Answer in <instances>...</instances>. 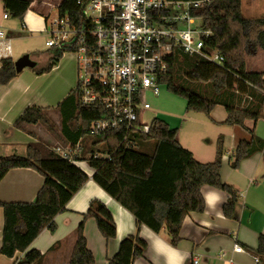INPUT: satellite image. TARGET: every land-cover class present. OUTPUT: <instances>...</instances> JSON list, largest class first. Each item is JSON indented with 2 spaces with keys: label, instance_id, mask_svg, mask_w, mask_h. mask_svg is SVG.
Instances as JSON below:
<instances>
[{
  "label": "trees",
  "instance_id": "obj_1",
  "mask_svg": "<svg viewBox=\"0 0 264 264\" xmlns=\"http://www.w3.org/2000/svg\"><path fill=\"white\" fill-rule=\"evenodd\" d=\"M1 1L4 12L21 22L34 2ZM241 7L242 0H211L193 11L194 16L201 18L203 28L212 32L211 38L206 39V46L222 54L225 59L222 65L176 53L169 60L167 75L160 81L169 93L186 102L187 111L209 117L216 106H223L227 113L224 123L246 129L247 121L256 123L263 116L264 73L247 70L245 48L248 42L264 37V18L246 20ZM57 9L60 18H68L78 28L85 24L76 0H62ZM74 51L75 48L68 44L50 48L47 65L40 69L36 66L33 72L37 75L49 73L66 52ZM16 76L15 61L1 59L0 86L9 84ZM80 96L77 86L57 106L62 117L59 136L63 145L83 141L89 136L93 122L107 113L101 105L82 107ZM39 123H48L45 109L29 108L16 121L15 127L25 131L28 126ZM50 129L57 134L54 128ZM248 131L251 140L241 141L230 157L234 170L244 159L264 153V140L258 138L254 130ZM125 135L126 130L120 128L96 136V143L104 144L110 158L90 156L86 161L94 170L93 180L135 217L138 227L145 225L156 234L165 230L170 244L176 246L181 240L185 218L205 209L203 186H211L228 195L223 212L226 218H233L238 197L221 179L223 136L218 138L214 161L200 163L179 144L177 130L161 119H154L146 133H133L123 143ZM149 142H153L151 147ZM53 148L38 141L28 145L24 157L0 158V181L8 171L16 168L33 169L44 177L35 202L0 201V215L2 213L4 218L0 255L12 259L17 253H23L17 264H43L44 255L31 249L32 243L46 228L55 231V217L66 210L67 203L89 179L76 164L56 155ZM90 218L95 220L107 242L116 237L117 227L111 212L103 203L92 201L77 227L69 264H95L83 232L85 220ZM146 248V241L138 233L128 236L107 264H133L136 258L143 256ZM252 253L259 264H264L263 234Z\"/></svg>",
  "mask_w": 264,
  "mask_h": 264
},
{
  "label": "crops",
  "instance_id": "obj_2",
  "mask_svg": "<svg viewBox=\"0 0 264 264\" xmlns=\"http://www.w3.org/2000/svg\"><path fill=\"white\" fill-rule=\"evenodd\" d=\"M61 1L53 5L57 8ZM48 2L49 0H34L18 29L12 25L13 19L10 17L4 19L6 13L0 0V26L7 35L5 43L1 46L5 56L0 60L12 58L16 61L29 54L24 50L15 52L13 39L20 34H42L44 31L48 35V31L52 29V26L49 29L52 9ZM262 3L264 0H246L249 7L247 14L250 16L246 20H253L252 14L263 10ZM9 21L10 25L7 24ZM20 39L25 40L26 37H20L18 40ZM8 43L11 47L10 53L4 51ZM249 48L255 53L251 55L247 53V67L252 69L250 71L256 69L257 72L264 73V37L256 42H250ZM48 53L49 48L44 54V64L46 59L48 61ZM38 58L40 59L33 60L36 63L37 60L42 61L41 56ZM58 69L60 61L49 73L42 75H37L33 69L30 71L24 69L9 84L0 86V158L24 157L30 143L42 142L43 133L37 130L38 125L28 126L22 131L15 127V123L29 108L45 109L46 114L58 110V104L77 87L74 67L68 69V75L63 76L59 83L53 84L56 81L53 79L55 75L52 74ZM155 100L152 99L153 107ZM172 113L178 118L172 117L163 121L171 129L177 130L179 144L190 151L200 163L214 161L218 138L223 136L225 145L221 179L233 188L238 197L233 218H226L223 212L228 195L211 186H203L201 192L205 200L204 211L191 213L185 218L180 231L181 240L176 246H172L165 230L156 234L145 225L138 227L135 217L93 180L94 170L86 160L94 153H105L106 148L104 144H97L95 137L83 139V160L79 161L77 166L89 179L67 203L66 210L55 217V231L51 232L46 228L32 243L31 249L38 250L44 255L43 264H69L76 242L77 227L94 200L108 208L117 227L116 237L107 242L100 234L95 220L91 218L85 220L84 237L87 248L95 257V264H107L108 259L117 253L121 241L137 233L146 241L147 248L143 256L136 258L133 264H194V260L198 261L197 264H259L256 263L257 257L252 251L258 248L259 236L264 235V153H256L244 159L236 170L230 166V157L241 141L251 140L248 130H254L255 135L264 140V104L263 116L256 123L247 121L246 129L226 125L224 122L227 113L223 106H216L207 117L187 111L185 102L182 107L175 105ZM183 132L186 133L181 137ZM43 184L44 177L33 169H12L0 181V201L33 203ZM3 224L4 218L1 213L0 248ZM235 244L241 246L244 252H235ZM23 256V253H17L10 259L0 255V264H17Z\"/></svg>",
  "mask_w": 264,
  "mask_h": 264
},
{
  "label": "built area",
  "instance_id": "obj_3",
  "mask_svg": "<svg viewBox=\"0 0 264 264\" xmlns=\"http://www.w3.org/2000/svg\"><path fill=\"white\" fill-rule=\"evenodd\" d=\"M211 0H76L85 24L77 27L68 18L52 21L45 42L47 48L65 44L75 48L82 107L101 105L107 111L93 122L89 136L107 130L124 128L123 143L133 133H146L144 114L153 108L161 78L169 70L174 54L198 56L222 65L224 57L207 48L206 39L213 35L203 28L202 20L193 11ZM4 14V19H8ZM6 33L0 26V58ZM10 45L5 52L10 53ZM82 140L75 145H57L53 151L60 158L78 164L83 160ZM94 159H109L110 153H94ZM234 251L243 253L235 244ZM198 261L194 260V264ZM256 263L259 260L256 259Z\"/></svg>",
  "mask_w": 264,
  "mask_h": 264
},
{
  "label": "rangeland",
  "instance_id": "obj_4",
  "mask_svg": "<svg viewBox=\"0 0 264 264\" xmlns=\"http://www.w3.org/2000/svg\"><path fill=\"white\" fill-rule=\"evenodd\" d=\"M59 0H49L48 6L51 7L52 9V14L49 19V29L52 26V21L55 20L58 17V10L57 8L53 5ZM264 4V3H262ZM249 10V7L246 4V0H242V7H241V12H242V17L244 19H248L249 14H247V11ZM253 19H259L264 17V8L263 10L260 11V13L252 14ZM14 21L12 22V25L17 27L18 29L21 26V21L13 19ZM8 25L11 24V21L7 22ZM19 35V34H18ZM20 37H26L25 40H18ZM17 38V39H16ZM13 39L14 41V48L15 52L16 51H26L25 53H29L30 57L32 59H40L38 58L41 56V60H37V68H42V66L47 65V59H46V64H44V54L47 53V47L45 46V41L48 39L47 33L43 31L42 34H35V33H24L20 34L18 37ZM250 42L247 43L246 48H245V57L247 60V53L251 55L252 53H255L254 51H251L249 48ZM28 51V52H27ZM32 54H31V53ZM250 63V61H249ZM75 68V83L77 84L78 80L81 78L83 75V70L80 72L78 69V61H77V54L75 52H66L64 56L60 60V69L58 71L54 72L52 74L55 75L53 79L56 81L53 82V84H57L60 82L63 76L68 75L67 71L68 69H73ZM253 68H258L253 66ZM248 70H252L250 67H247ZM26 70L30 71L31 69L26 68ZM254 71H257L254 69ZM156 102L154 103L155 106L147 111L144 116H143V122L150 126V124L153 122L154 119H161V120H168L171 119L172 117L178 118L177 115L172 113V109L177 106H183L185 101L183 99H180L171 93H169L165 88H160L158 96L155 98ZM152 102V100H151ZM50 112V111H49ZM46 117L48 119V123H39L37 126V130L41 133H43V137L41 138L42 142L48 144L49 146H57V145H63L61 144V138L59 136V132L61 129V124H62V117L61 114L59 113L58 110H55L54 112H50L46 114ZM187 121V119L185 120ZM187 127L189 124L186 125ZM185 126V127H186ZM50 127L54 128V131L57 132V134H54V132L50 129ZM184 127V128H185ZM186 132H183L181 137L185 135ZM91 136H87L84 139L89 140L91 139ZM183 140V138H181ZM153 145V142H149V146L151 147ZM134 148L137 149V145H134Z\"/></svg>",
  "mask_w": 264,
  "mask_h": 264
},
{
  "label": "water",
  "instance_id": "obj_5",
  "mask_svg": "<svg viewBox=\"0 0 264 264\" xmlns=\"http://www.w3.org/2000/svg\"><path fill=\"white\" fill-rule=\"evenodd\" d=\"M37 66V63L30 57L29 54H26L15 61V69L17 74L21 73L24 69H34Z\"/></svg>",
  "mask_w": 264,
  "mask_h": 264
}]
</instances>
